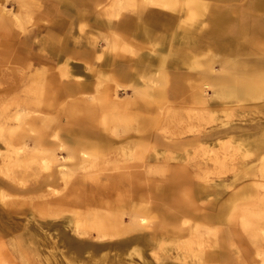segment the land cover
Masks as SVG:
<instances>
[{"label": "rangeland", "instance_id": "374dc122", "mask_svg": "<svg viewBox=\"0 0 264 264\" xmlns=\"http://www.w3.org/2000/svg\"><path fill=\"white\" fill-rule=\"evenodd\" d=\"M253 1L0 0V264H264Z\"/></svg>", "mask_w": 264, "mask_h": 264}, {"label": "bare ground", "instance_id": "6f19581e", "mask_svg": "<svg viewBox=\"0 0 264 264\" xmlns=\"http://www.w3.org/2000/svg\"><path fill=\"white\" fill-rule=\"evenodd\" d=\"M257 1H259V3H260V0H256V2H254V6L255 7H260V4L257 2ZM131 2V1H130ZM247 5H248V3H247ZM262 6H264V5H262ZM247 7V6H246ZM228 8V7H227ZM251 8H252V6H251ZM261 8V7H260ZM232 9V8H231ZM212 10V9H211ZM215 9H213L212 11H214ZM217 10V9H216ZM223 10V9H222ZM251 10V9H250ZM227 11V10H226ZM215 12V11H214ZM218 12V11H217ZM216 12V13H217ZM220 12H222L223 13V11H220ZM220 12H218V13H220ZM225 12V11H224ZM235 12V11H234ZM221 13V14H222ZM228 13H229V11H228ZM260 13V12H259ZM252 14H254L253 13V10H252ZM213 15H215V13L213 14ZM219 16H220V14H218ZM135 16V15H134ZM149 16V15H148ZM159 16V15H158ZM212 15H210V17H211ZM217 16V15H216ZM234 16H235V14H234ZM255 16H256V14H255ZM145 17V16H144ZM157 17V16H156ZM214 18H212V20L211 21H213V24H214V26H212V28H211V32H213V35H214V39L216 40V38H218L217 37V35L218 34H215V33H218V29L220 28V26H219V24L220 23H222V22H224L225 20L224 19H220L219 17H215V16H213ZM231 17H233V16H231ZM211 18H209V19H211ZM110 21H112L113 23L116 21V23H118V21H120V20H110ZM172 21H173V18H172ZM115 23V24H116ZM209 23V22H208ZM211 23V22H210ZM119 24V23H118ZM209 26V25H208ZM211 27V26H210ZM254 28H257L258 27V24H256V25H254L253 26ZM129 29V28H128ZM131 30V29H130ZM207 30H209V29H207ZM215 32V33H214ZM250 32H252V31H250ZM222 32H220L219 33V37H220V34H221ZM136 37L137 38H139V39H144V41L143 42H145L146 44H149V45H152V46H157V45H160V48L161 47H165V42H164V40H163V38H159V39H162V41L161 42H157V40H151L150 41V39H149V41H147L144 37H142V35L141 34H139L138 33V31L136 32ZM262 40H264V34H262L261 35V37H260ZM256 39H257V36H256ZM258 40H259V37H258ZM130 41V40H129ZM135 43V42H134ZM152 48V47H151ZM262 48H264V45H262ZM152 50V49H151ZM142 53H140V55H141ZM254 55L255 54H257L258 55V58H256V62H255V65L253 66L254 68H252V69H250V71L251 72H255V71H257L258 70V68L260 67V66H264V62H262V57H261V54H264V49H262L261 51H258V52H255V53H253ZM142 57H145V56H140L139 58H142ZM254 61V60H253ZM252 61V62H253ZM119 62V61H118ZM113 63V62H112ZM138 64V63H137ZM175 64V63H174ZM166 68V67H165ZM70 72V71H69ZM155 74V73H154ZM62 76V75H61ZM71 76V75H70ZM69 76V78H71ZM75 77V76H74ZM62 78V77H61ZM78 78V77H77ZM88 78V77H87ZM140 78V77H139ZM175 78H177V74L175 75V77H173V80H174V82L176 83V84H178V83H180V82H177V80L175 79ZM72 80V79H71ZM198 81V80H197ZM148 83H150V80H149V82ZM73 84V83H72ZM77 84V83H76ZM81 84V83H80ZM145 86V85H144ZM239 86L240 87H238L237 88V91H236V93H238V95H240L242 98H244V99H250V100H252L253 101V103H256L258 100H260V99H262V98H264V82H260V83H252V82H247V81H240L239 82ZM67 87V86H66ZM80 87V86H79ZM114 87V86H113ZM93 88H95V87H93ZM145 88H146V86H145ZM141 89H143V88H141ZM155 89V88H154ZM153 89V90H154ZM141 91V90H140ZM79 92H81V91H79ZM85 92V91H84ZM153 94V93H152ZM147 95V94H146ZM99 98V97H98ZM98 98H97V100H98ZM146 98H148V96H146ZM137 102V101H136ZM97 104V103H96ZM95 104V105H96ZM100 104V103H99ZM104 105V104H103ZM262 106H264V102H262V104H261ZM103 107V106H102ZM30 111V110H29ZM91 116V115H90ZM95 117H97V116H95ZM197 117V116H196ZM90 118V117H89ZM173 118V117H172ZM91 119V118H90ZM93 120V119H92ZM87 121V120H86ZM88 122V121H87ZM90 122V121H89ZM94 122V121H93ZM181 123V122H180ZM92 124V123H91ZM90 124V125H91ZM260 124H264V123H260ZM260 124H256V125H260ZM255 125V126H256ZM94 127V126H93ZM96 127V126H95ZM256 128V127H255ZM227 129V128H226ZM222 131H223V129H221ZM221 130H220V132H221ZM224 133H225V130L223 131ZM223 132H221V134H224ZM218 135H220V134H218ZM201 138V137H200ZM200 141V140H199ZM208 141V140H207ZM253 142L256 144V148L257 149H261V150H264V133H258V135H256L255 137H254V139H253ZM96 143H97V141H96ZM103 151V150H102ZM220 155V154H219ZM222 162V161H221ZM203 180V179H202ZM121 221V220H120ZM119 222V221H118ZM126 226L127 225H124V224H122L121 222L120 223H118V227H116V228H118L120 231H123V229H126ZM133 227V226H132ZM124 232V231H123ZM88 239V238H87ZM140 239V238H139ZM129 240V239H128ZM136 240V239H135ZM135 240H130V242L131 241H133V242H135ZM112 242V241H111ZM115 242H117V241H115ZM122 243H103V244H101V245H95V247H97V248H101V249H106V248H112L113 246L116 248V246H120ZM131 244H132V242H131ZM196 244V243H195ZM198 245V244H197ZM89 246V245H88ZM113 247V248H114ZM197 247V246H196ZM199 247H200V245H199ZM135 251V250H134ZM197 252H198V250H197ZM126 256V255H125ZM196 257V256H195ZM130 258V257H129ZM211 264V263H210Z\"/></svg>", "mask_w": 264, "mask_h": 264}, {"label": "crops", "instance_id": "0c3cea01", "mask_svg": "<svg viewBox=\"0 0 264 264\" xmlns=\"http://www.w3.org/2000/svg\"><path fill=\"white\" fill-rule=\"evenodd\" d=\"M84 1H89V0H84ZM171 20H172V18H171ZM117 24V23H116ZM189 32V31H188ZM138 41L139 40H141V41H137V43L139 44V45H141V42H143L144 41V39H139V38H137V37H135ZM145 38V37H144ZM147 41H149V39L148 38H145ZM148 46H150V48L151 49H154V48H156L157 49V47L156 46H152V45H149V44H147ZM166 45V44H165ZM262 67H264V66H262ZM252 68H254V67H251L250 69H252ZM250 69L248 70L250 73H256L257 71H255V72H251L250 71ZM262 69H264V68H262ZM243 73H249V72H247V71H245V70H243L242 71ZM262 74H264V73H262ZM240 81H247V82H251V80H249V79H237V82H240Z\"/></svg>", "mask_w": 264, "mask_h": 264}]
</instances>
